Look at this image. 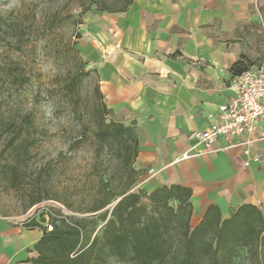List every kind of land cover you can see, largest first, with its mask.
Listing matches in <instances>:
<instances>
[{"label": "crops", "instance_id": "obj_1", "mask_svg": "<svg viewBox=\"0 0 264 264\" xmlns=\"http://www.w3.org/2000/svg\"><path fill=\"white\" fill-rule=\"evenodd\" d=\"M263 26L264 0H131L122 12L92 9L83 25L77 47L104 102L116 120L141 132L138 188H190L193 227L211 205L228 216L264 204V160L243 166V143L256 135L221 137L218 152L182 159L199 148L195 133L233 98L231 69L250 58L253 32ZM251 148L264 155V141ZM42 235L0 218V264H26Z\"/></svg>", "mask_w": 264, "mask_h": 264}, {"label": "trees", "instance_id": "obj_2", "mask_svg": "<svg viewBox=\"0 0 264 264\" xmlns=\"http://www.w3.org/2000/svg\"><path fill=\"white\" fill-rule=\"evenodd\" d=\"M130 2L124 0L120 11L109 9L106 2L95 4L97 11L122 12ZM65 21L56 15L49 28ZM24 26L18 18L8 22L0 14V40L23 43L27 36ZM74 38L80 39L81 34ZM77 41H68L63 51H59V55L65 56L66 70L56 83L58 95L68 100L74 114L79 107V87L92 73L85 69L87 63L82 59ZM250 69L249 60L242 57L231 72L236 77ZM6 81L0 77V88L8 82L16 92L29 84L31 77L10 72ZM94 93L97 105L89 123L81 121L78 125L69 153L90 140L94 152L86 174L89 180L98 181L97 188L86 196L84 206L75 208L70 201H63L62 206L76 215L99 213L113 203L114 207L89 218H59L61 211L57 210V215L45 213L41 222L33 219L25 223L23 226L28 230L39 228L43 232L33 248L37 256L28 259L26 264H109L111 260L122 264H264L261 207L244 204L225 217L218 205H211L200 223L193 227V191L182 185H163L152 192L138 188L142 172L136 169L135 163L142 140L132 125L125 126L114 118L104 102L98 80ZM35 122L33 112L20 109L0 119V138L7 136L0 152V176L15 191L30 185V190H26L27 210L47 198L63 200L44 191L48 184L46 177H51L54 168L51 163L29 171L35 156L33 149L40 142ZM58 158L69 165L75 161L67 153H60ZM47 218L54 225L52 232L45 230ZM100 223H104L101 232L83 245L85 234L89 230L95 232Z\"/></svg>", "mask_w": 264, "mask_h": 264}, {"label": "rangeland", "instance_id": "obj_3", "mask_svg": "<svg viewBox=\"0 0 264 264\" xmlns=\"http://www.w3.org/2000/svg\"><path fill=\"white\" fill-rule=\"evenodd\" d=\"M97 1L106 2L111 10H119L124 6V0H0V14L8 22L18 18L24 22L27 30V36L21 44L0 40V77L8 81L10 72L31 77V82L16 92L7 81V84L0 88V119L17 109L33 112L40 142L33 149L35 156L29 171H36L45 163H51L54 168L51 177H46L48 184L44 191L50 196L63 199L58 201L55 198H47L42 204L27 210L26 190H30V185L15 191L10 189L8 182L0 176V218L7 219L13 226L24 227L25 223L33 219L41 222L45 213L57 215L63 201H70L75 208L82 207L87 203L86 196L97 188L98 181L89 180L86 174L88 162L94 152L90 140L69 153V144L77 134L78 125L81 121L89 123L92 110L97 105L94 93L97 74L85 66L86 71L92 73L79 87V107L76 114L72 112L68 100L59 96L56 88L57 79L63 76L66 70L65 56L63 53L59 55V51H63L68 41L78 40L79 43L81 38L74 37L78 33L81 34L83 25L91 18V10L96 8ZM87 7L91 10L87 11ZM56 15L66 21L58 22L51 29V20ZM74 21H78V24ZM250 45L253 48V53L248 59L250 67L264 69V26L263 29L254 30ZM133 127L141 136L137 126ZM6 137L0 138V152ZM60 153H67L68 157L75 161L71 165L62 159L59 161ZM145 202L148 203L147 200ZM257 206L264 211V204ZM113 207L114 203L99 213H72L68 216L98 217L105 211H111ZM103 225L104 223H100L95 232L89 230L84 236L83 245H86L90 238L93 239ZM109 264L122 263L111 260Z\"/></svg>", "mask_w": 264, "mask_h": 264}, {"label": "built area", "instance_id": "obj_4", "mask_svg": "<svg viewBox=\"0 0 264 264\" xmlns=\"http://www.w3.org/2000/svg\"><path fill=\"white\" fill-rule=\"evenodd\" d=\"M234 96L231 101L219 108L217 118L212 119L210 126L195 133L199 142V148H193L182 159L200 157L206 154L218 152L216 144L219 138L234 139L245 135H256L255 140L243 143V166L248 168L252 163H261L264 155L260 151H253L251 145L255 141H264V69L251 68L233 78L230 85ZM154 170L149 175H154ZM60 206V205H59ZM61 217H67L70 213L64 206H60ZM45 230L52 232L54 225L45 224Z\"/></svg>", "mask_w": 264, "mask_h": 264}]
</instances>
